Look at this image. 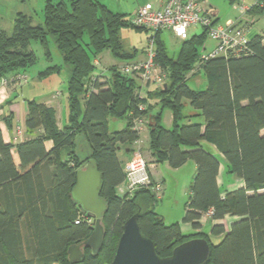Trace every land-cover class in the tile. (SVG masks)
I'll use <instances>...</instances> for the list:
<instances>
[{
    "label": "trees",
    "instance_id": "obj_1",
    "mask_svg": "<svg viewBox=\"0 0 264 264\" xmlns=\"http://www.w3.org/2000/svg\"><path fill=\"white\" fill-rule=\"evenodd\" d=\"M263 14L264 0H257L244 17ZM133 16L114 13L101 0H46L41 22L36 24L33 14L18 12L12 31L0 29V83L27 76L38 64L33 44L44 49L49 63L38 77L49 78L61 73L64 66L71 68L70 115L64 129H59L53 108L28 100L26 128L32 138L16 147L19 165L13 159V146L5 142L0 129V264H69V248L82 244L93 232L94 220L72 198L77 172L91 159L97 161L102 175L101 196L107 202L102 218L105 240L97 255L85 249L80 264H112L124 225L135 214L143 235L153 240L161 257L170 256L175 247L191 239L204 238L211 246L207 264H264V34L250 37L252 25L245 22L250 26L247 54L203 61L209 38L205 28L201 35L182 41L177 58L171 57L160 38L162 31H153L149 38L154 39L155 62L166 82L154 94L150 91L144 96L149 86L143 87L137 78L125 75L122 66L112 67L106 75L97 71L95 64L105 51L124 65L138 62V48L126 47L121 31L152 30L136 26ZM49 37L62 57L61 65L53 64ZM196 70L206 76L207 89L198 91L188 86L187 76ZM28 82L29 78L8 86ZM154 97L163 108L172 109V130L161 125V114L148 115L153 107L150 98ZM183 100L198 115L184 116ZM121 101L127 106L123 115L117 112ZM140 104L146 107L144 111H139ZM131 113L149 118V148L157 163L167 162L179 169L194 161L197 166L185 223L200 230L201 218L210 209L214 221L227 216L238 219L229 230L225 224L212 227L213 237L222 236L219 244H214L206 232L186 235L178 223L166 224L156 213L159 199L150 189L119 196L118 189L126 181L119 152L124 149L131 154L140 135L133 131ZM126 115L128 128L110 134L108 117ZM194 117H201L203 122L183 123ZM79 134L84 135L90 151L85 160H79L75 151ZM46 141L53 142L50 151ZM220 156L226 161L227 174L244 181L243 188L223 194L218 184Z\"/></svg>",
    "mask_w": 264,
    "mask_h": 264
},
{
    "label": "rangeland",
    "instance_id": "obj_2",
    "mask_svg": "<svg viewBox=\"0 0 264 264\" xmlns=\"http://www.w3.org/2000/svg\"><path fill=\"white\" fill-rule=\"evenodd\" d=\"M30 7L32 9V14L34 15L35 23H39L43 18V8L46 0H28ZM210 5L218 12V25L230 27L237 20L243 19L244 22L251 24L250 37L256 35L264 34V14L256 15L254 17L241 15V10L243 6L251 7L256 3L257 0H208ZM15 4V0H0V14L2 20H0V29L6 31H12L13 23L11 22L12 5ZM11 7V8H10ZM203 28L193 27L190 32L192 35H201L203 33ZM153 33V31H135L134 29L123 28L121 31V37L126 47H138L141 50L147 46L148 34ZM168 41V49L170 50L171 57L176 58L178 56L179 50L181 48L179 41L172 37V35H166ZM215 43L212 42L209 38L206 41V51L209 52ZM32 49L38 57V64L28 70L27 76L29 78V85L24 87L23 95H32V99H37L41 101L39 97L41 96H56L58 95V100L66 104L68 98V80L71 74V68L69 66H64L61 73L51 76L49 81L41 82L38 80V74L42 71H45L49 66V63L45 58V51L39 44H33ZM49 51L51 52L53 64L61 65L63 63L62 57L57 50L53 40L49 37ZM202 51L200 50V53ZM98 62L100 63L97 66V70H104L105 74L109 73V70L114 65H121L123 62L115 60L112 55L105 51L100 57H98ZM195 71L188 74V86L193 90H205L208 88V80L203 72ZM168 82L169 79L167 78ZM7 87V86H5ZM156 87H152L151 92L154 94ZM157 97V95H156ZM156 97L150 100L154 109V114H161V125L167 129L172 130L174 128L173 123V111L170 107L162 106L160 100L156 101ZM183 115L190 116L194 112V109L190 106V103L187 100H183ZM163 108V109H162ZM81 109H84L83 102L81 103ZM149 115V114H148ZM128 115L124 117H113L109 116L107 119V128L110 134L123 131L128 128ZM187 120H191L192 123H197V118L184 119L183 123H188ZM194 121V122H193ZM144 142V146L147 148L150 147V129H149V118L146 121V124L143 129V133L139 135ZM143 146V154L147 162L149 163L150 173H151V163H156V158L152 156L151 150L145 149ZM75 151L79 160H85L90 156L89 147L86 143V139L83 134L76 136ZM121 156H125L126 152L124 149L120 151ZM130 155V154H129ZM132 158L134 153L131 152ZM155 161V162H154ZM194 161H190L184 167L179 169H174L170 167L167 163H160L158 171L162 176V179L165 180L164 185L166 187V196L170 195V198L176 199L178 205H171V199L168 201L159 200L156 205V213H167V220L177 217L181 210L186 207L190 200L191 195V186L195 179V170L193 167ZM152 177V175H151ZM120 197H124L125 193L119 190L118 192ZM175 204V203H174ZM172 224L174 222H171ZM208 232V231H207ZM214 244H219L221 240L212 238Z\"/></svg>",
    "mask_w": 264,
    "mask_h": 264
},
{
    "label": "built area",
    "instance_id": "obj_3",
    "mask_svg": "<svg viewBox=\"0 0 264 264\" xmlns=\"http://www.w3.org/2000/svg\"><path fill=\"white\" fill-rule=\"evenodd\" d=\"M248 9L249 7L243 6L241 15L245 16ZM215 20L216 10L210 6L208 0H164L162 8L157 9L152 4H146L139 7L133 16V23L136 26L148 28L154 32L169 30L181 41L189 39L190 30L193 27L205 28L209 39L215 45L209 52L206 51L202 55L203 61L217 57L240 56L250 51L248 38L250 26L247 23L235 22L232 26L225 27L218 25ZM146 52L147 58L144 61L124 65L121 70L125 75L137 78L143 87L155 85L163 88L166 77L161 67L155 62L156 51L153 38L148 39ZM27 79L28 77L24 74L11 80L3 79L0 87L8 86L12 81L21 82ZM142 98L141 95L140 99ZM138 109L144 111L146 107L140 104ZM130 116L133 117V131L140 134L147 118H137L133 113ZM143 146L142 139L138 138L132 145L134 157L125 164V195L131 196L138 190L150 189L160 196L162 185L154 182L151 177L149 163L142 151ZM213 214V209H210L206 216L212 217Z\"/></svg>",
    "mask_w": 264,
    "mask_h": 264
},
{
    "label": "crops",
    "instance_id": "obj_4",
    "mask_svg": "<svg viewBox=\"0 0 264 264\" xmlns=\"http://www.w3.org/2000/svg\"><path fill=\"white\" fill-rule=\"evenodd\" d=\"M101 2L105 6H107L112 12L125 15L129 18V17H132L136 13V11L139 7L146 5V4H152L157 9L162 8L164 0H101ZM12 7H13V9H11L12 16H13V18H11L12 23H13V20H14L16 14L18 12H26V13L32 14V9L30 7L28 0H15V4L12 5ZM241 12H242V10H241ZM216 15H218L217 11H216ZM1 17L2 16L0 14V20H2ZM218 20H219V17H218ZM151 35L152 34L149 33L147 37L149 38ZM166 35H172L173 38H175L179 41L180 46L182 45V41L180 39H178L174 35L173 32H171L169 30H163L162 32H160V38L165 43L167 49H168V41L166 39L167 38ZM191 36H194V35H192V33L190 32V37ZM130 47H132V46H130ZM136 48H138V47H136ZM145 48H143L141 50V52L138 49L139 55L135 59V61H144L145 60V58H146ZM168 51H169V54L171 55L169 49H168ZM95 64L97 66L100 64L98 62V59L95 61ZM123 65H124V63H122L121 65H114L113 67H121ZM97 71H99L101 73V71H104V70H97ZM51 78H53V77H49V78L38 77V80L41 82H44V81L47 82ZM29 84H30V82L24 83L20 86L10 85L8 87H0V129L2 131L3 138H4L5 142L8 144H11L13 146V149H12L13 159H14L15 164H17V165L20 164V160H19V156L17 154L16 147L19 144L24 143L28 139L32 138L27 133V128H26V120L28 117L27 101L28 100L37 101V99H34V98L32 99V97H30L32 95H26V96L23 95L24 87L26 85H29ZM152 87L158 88L155 85H151L146 90H144L143 95L147 96V93H149L151 91ZM39 98L41 99V101H37L38 103H43V104L47 105L48 107L53 108L55 110L57 125H58L59 129H61V130L64 129V127L67 126L69 123L70 112H69L68 98H67L65 105L63 104V102L58 100V95H56L54 97L53 96L49 97V95L45 96V97L41 96ZM150 100H152V99L150 98ZM158 100L159 99L156 98V101H158ZM153 109H154V107H152V109L149 111V116L155 115L153 112ZM196 115H198V112L194 110V112L191 113V115L188 117H193ZM6 118H8V122H10L11 126H9ZM197 119H198L199 123L203 122V119L201 117H198ZM187 122L188 123H185L186 125L193 124L191 120H187ZM143 129H144V127L142 128L140 135L143 133ZM262 133L264 134V130ZM143 145H144V142H143ZM45 147H46L47 151H50L53 148V142L52 141H46ZM144 148L146 150L149 149V147L147 148L146 146H144ZM129 154H130L129 152H126L125 156H121L120 152H119V159L123 163L124 166L126 163H128V161H130L132 159V155L131 154L129 155ZM220 159H221V172H220V175L218 177V184L222 188L223 194H225L226 191H234V190L243 188L244 187V181L242 179L234 176V175L227 174V172H226V170H227L226 169V161L222 156H220ZM164 163H167V162H164ZM188 163H190V161ZM159 165H160V163H157V162L154 164L151 163L152 179L154 182L162 185V193L160 194V196H157V197L161 201H164V200L168 201L169 199H171V202H172L171 205H178V201H176V199L170 198V195L166 196V193H165L166 187L164 185L165 180L162 179V176L158 171ZM193 167H194L195 175H196L197 166H196L195 162L193 164ZM124 188H125L124 185H122L118 189V192H119V190L121 192L122 191L124 192ZM186 208H187V205H186V207H184L181 210V213H179L177 215V217L170 219V220H167V213H158V214L164 219L166 224H172L171 222L178 223L180 226L181 232L186 234V235L199 233V232H206L209 234V236L211 238H216L217 240H221L222 236L213 237V235H211V229L213 226L225 224L227 227L226 229L229 230L230 225L232 223H234L236 220H238L237 218L227 216L222 221H214L212 218L207 217L206 215H203L201 218V221H200L201 229L195 230L193 228L192 224L184 222Z\"/></svg>",
    "mask_w": 264,
    "mask_h": 264
},
{
    "label": "water",
    "instance_id": "obj_5",
    "mask_svg": "<svg viewBox=\"0 0 264 264\" xmlns=\"http://www.w3.org/2000/svg\"><path fill=\"white\" fill-rule=\"evenodd\" d=\"M126 111V103L121 101L117 112L123 115ZM101 186L102 175L97 161L91 159L77 172L72 198L78 207L94 220L93 232L82 244L69 248V264L82 263L85 259V249H90L94 255H97L103 248L105 228L102 218L107 211V202L101 196ZM210 256L211 246L204 238L191 239L178 245L170 256H159L153 240L143 235L138 214H135L124 225L112 264H207Z\"/></svg>",
    "mask_w": 264,
    "mask_h": 264
}]
</instances>
